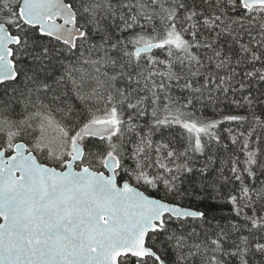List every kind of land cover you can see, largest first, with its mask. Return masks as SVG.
<instances>
[{
  "label": "snow or ice",
  "instance_id": "6c2138e0",
  "mask_svg": "<svg viewBox=\"0 0 264 264\" xmlns=\"http://www.w3.org/2000/svg\"><path fill=\"white\" fill-rule=\"evenodd\" d=\"M0 264H264V0H0Z\"/></svg>",
  "mask_w": 264,
  "mask_h": 264
}]
</instances>
